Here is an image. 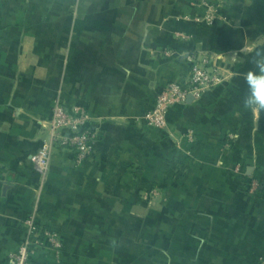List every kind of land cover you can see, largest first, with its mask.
<instances>
[{
	"label": "crops",
	"instance_id": "crops-1",
	"mask_svg": "<svg viewBox=\"0 0 264 264\" xmlns=\"http://www.w3.org/2000/svg\"><path fill=\"white\" fill-rule=\"evenodd\" d=\"M258 49L264 0H0V264L29 238L30 264H264ZM200 54L222 82L150 124ZM59 108L97 140L81 163L54 143L42 171Z\"/></svg>",
	"mask_w": 264,
	"mask_h": 264
},
{
	"label": "built area",
	"instance_id": "built-area-1",
	"mask_svg": "<svg viewBox=\"0 0 264 264\" xmlns=\"http://www.w3.org/2000/svg\"><path fill=\"white\" fill-rule=\"evenodd\" d=\"M189 59L191 66L186 82L182 84L172 82L165 86L158 97L155 107L146 114V119L150 124L163 125L162 114L167 106L184 102L188 95L197 100L204 92L222 82L220 70L210 62L207 55H191ZM97 133V130L92 127L87 114L83 110L75 108L72 113H69L59 108L52 121L51 133L34 156V162L40 170H46L50 148L54 143H58L61 146L71 148L75 152V162L81 163L93 152ZM246 188L250 193L256 192L258 188L257 180H248ZM30 229V232H33L34 226H31ZM45 234L49 242L58 246L55 233L46 231ZM38 242L37 238L36 240L30 238L26 240L21 244L17 252L9 256L11 263L30 264L31 245Z\"/></svg>",
	"mask_w": 264,
	"mask_h": 264
},
{
	"label": "clouds",
	"instance_id": "clouds-1",
	"mask_svg": "<svg viewBox=\"0 0 264 264\" xmlns=\"http://www.w3.org/2000/svg\"><path fill=\"white\" fill-rule=\"evenodd\" d=\"M254 67L243 76L245 95L242 106L248 111H264V49L255 51Z\"/></svg>",
	"mask_w": 264,
	"mask_h": 264
}]
</instances>
